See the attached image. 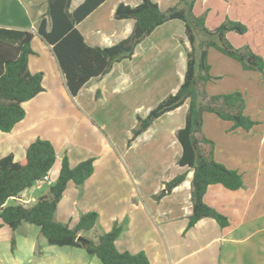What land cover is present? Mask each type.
I'll return each mask as SVG.
<instances>
[{
	"label": "crops",
	"instance_id": "0c3cea01",
	"mask_svg": "<svg viewBox=\"0 0 264 264\" xmlns=\"http://www.w3.org/2000/svg\"><path fill=\"white\" fill-rule=\"evenodd\" d=\"M82 1L72 0V8ZM110 1L106 0L77 26L89 46H112L126 38L132 30L133 22L116 21L113 18L114 11L121 3L135 7L142 0H120L108 6L109 24L113 22L117 25L109 32L114 36H105L111 42L110 45L97 44L96 38L87 33L86 23L90 19L95 20L98 11ZM164 1L170 2L167 10L175 6L178 0ZM207 1L197 0L194 6L195 15H205V25L209 11ZM46 9V0H0V27L29 31L34 35L28 70L31 74L43 75V92L22 105L24 119L11 132H0V159L12 155L14 161L23 163L26 148L36 139L49 141L56 153L55 163L48 173L49 183L39 186L35 184L23 191L17 199L8 200L5 205L11 206V201L14 205L22 203L30 207L46 195L50 184L57 179L64 157H67L70 167L92 158V175L81 187L68 183L57 205L55 221L74 227L82 214L95 212L98 219L94 228L80 236L96 242L93 237L111 231L114 224H118L122 231L115 241L117 250L131 254L143 252L149 264H264V116L260 121H255L258 124L248 132L238 130L227 133L228 129L225 130L224 135L230 141L225 147L226 152L218 157L214 150L216 162L237 171L242 177L241 189L228 191L214 185L207 189L204 196L208 206L227 217L228 227L220 229L215 221L205 218L186 231L187 218L191 214L192 173L176 165L178 170L171 179L185 174L184 182L170 195L156 202L154 196L171 179L162 181L155 193L142 192L140 187L146 182V173L133 162H130L128 169L119 162L115 157L114 144L111 146L106 137L100 138V132L104 133L108 125L97 121V117L104 114L100 108L105 101L117 102L122 92L128 93L132 86L134 88L136 83L146 80L152 74L155 65L149 62L146 53L136 61L142 45L148 41L151 44L153 37L160 41L172 30L179 31L182 34L179 39L184 41L183 24L173 20L156 28L136 47L130 60L116 63L107 75L90 80L77 96L71 97L51 47L37 35L38 24ZM152 45L154 47L156 44ZM160 45L163 46L162 43ZM94 118H97V122ZM119 118L121 116L118 115ZM161 118L131 144L147 135ZM144 187L146 190L147 187ZM102 210L107 213H102ZM122 220H127V223H121ZM99 222L103 228L101 230L98 229ZM10 231L0 220V237L5 234L15 237L14 248L11 249L13 264H22L25 257L29 258L28 264H101L83 248L48 245L44 238H40L39 229L36 230L33 225L23 224L16 231ZM137 232L144 234V240L134 241ZM7 245L8 241L0 240L1 250H6ZM194 256V260H188Z\"/></svg>",
	"mask_w": 264,
	"mask_h": 264
},
{
	"label": "trees",
	"instance_id": "16d2710c",
	"mask_svg": "<svg viewBox=\"0 0 264 264\" xmlns=\"http://www.w3.org/2000/svg\"><path fill=\"white\" fill-rule=\"evenodd\" d=\"M106 0H83L72 8V0H46L47 9L42 16L37 35L51 47L58 67L64 77L66 89L71 97L92 79L107 75L116 63L130 60L136 47L163 24L177 20L183 24L184 36L189 45L186 53V69L179 89L159 103L145 117L137 116V126L132 132L130 143L145 133L152 124L167 113L173 112L188 102L183 126L175 134L181 154L176 160L178 167L192 173L190 182L191 214L187 218L186 231L200 220L208 218L220 229L228 227L226 216L208 206L204 196L210 186L219 185L228 191L242 188V177L214 160L213 142L202 134L204 114H212L220 121L230 123V131H250L258 123L244 114L245 101L239 92L214 95L207 99L204 91L212 81L207 63V50L213 49L235 61L245 72L264 73V61L248 46L235 48L227 39L228 33L244 35L246 27L226 19L218 27L209 30L205 15L194 14L197 0H178L177 4L160 11L156 0H142L135 7L119 4L113 18L116 21L131 20L130 34L109 47L89 46L77 26ZM29 31L0 27V132L9 133L25 117L22 105L43 92L41 73L31 74L28 58L32 55ZM205 98L207 101H205ZM56 160L52 144L36 139L25 150L23 163L14 161L12 155L0 159V220L11 231L23 224L39 229L40 235L50 246L83 248L89 256L96 257L101 264H149L143 252L131 254L120 252L115 241L122 227L114 224L111 231L95 236L96 242L86 238L78 241L82 233L90 232L98 214H82L76 225L70 227L55 221L58 203L68 183L81 187L94 171V159L90 158L70 167L67 157L61 162L55 182L50 184L46 195L32 206L21 203L6 206L10 199H17L25 190L33 187L47 176ZM186 175L181 174L164 184L154 196L159 202L180 186ZM14 241L11 240V249Z\"/></svg>",
	"mask_w": 264,
	"mask_h": 264
},
{
	"label": "rangeland",
	"instance_id": "374dc122",
	"mask_svg": "<svg viewBox=\"0 0 264 264\" xmlns=\"http://www.w3.org/2000/svg\"><path fill=\"white\" fill-rule=\"evenodd\" d=\"M119 1H110L101 11H98L97 16L94 17L95 20L90 19L89 22L87 21L86 31L93 38H96L97 44L106 46L109 43L108 45H110L111 42L105 36L107 34L109 37L114 36L109 32L114 30L117 25L113 22L109 24L107 10L109 5ZM157 4L160 10L164 11L170 2L166 3L164 0H158ZM207 6L209 8L206 21L207 29L213 30L223 23L226 18L234 22L238 21L246 27L247 31L244 35H237L233 32L228 33V41L235 48L248 46L264 61V0H208ZM95 28H99V30L96 31ZM166 35L160 41L153 37L151 44L148 41V43L142 45L136 59V61H139L140 55L146 53L149 62L155 65L152 74L150 73L146 80L136 83L134 88L132 86L128 93L122 92L117 102L105 101L100 108V111L104 114L97 117L98 119L96 118L100 123L108 125L104 133L100 132V138L104 137L105 139L106 137L108 142H111V146L114 144L115 157L119 162L127 169L131 164L130 162H133L144 174L146 173V182L143 183L142 188L140 187V190L144 193L146 191L150 193L157 192L162 181H168L176 175L178 167L175 161L180 156L181 149L175 134L183 126L188 109V102H186L177 110L165 114L156 122L155 127L147 135L138 139L133 145L130 143L132 132L137 126V116L145 117L169 95L174 94L183 83L188 43L185 42L186 39L184 41L179 39L182 34L177 30H172ZM153 43L156 44L154 47ZM207 63L210 66L209 75L212 81L203 88L199 86V92L204 91L207 99L214 95L239 92L245 101V116L250 115L251 118L247 117L251 120L260 121L264 116V73L245 72L238 63L214 50L208 51ZM160 76H163V78L158 79ZM119 99H121V102ZM207 99L205 98V101ZM118 105L120 106L119 109ZM118 115L121 118L117 119ZM204 118L202 134L213 142L218 157H222L223 152H226L225 147L230 142L226 139L224 131L228 129V133L238 130L230 131V123L220 121L212 114H206ZM96 119L94 118L95 121ZM225 139L227 141H224ZM144 185L147 187L146 190ZM9 204L14 205L11 201ZM102 213L106 214L107 212L102 210ZM125 222L127 223V220H122L121 223ZM33 228L38 230L35 226ZM98 229H103L100 222ZM137 234L135 242L144 237L142 232H137ZM39 236L43 238L41 235ZM90 236H92L91 233ZM92 239H95V237ZM0 240L8 241L9 244L6 250L0 249V264H13L11 240L14 241L15 237L5 234L0 237ZM194 259L195 256L188 260L192 261ZM28 260L29 258L25 257L22 264H28Z\"/></svg>",
	"mask_w": 264,
	"mask_h": 264
},
{
	"label": "built area",
	"instance_id": "2783aa9c",
	"mask_svg": "<svg viewBox=\"0 0 264 264\" xmlns=\"http://www.w3.org/2000/svg\"><path fill=\"white\" fill-rule=\"evenodd\" d=\"M46 183H49L48 175L45 176V177H43V179H41L40 181H38V182L36 183V185L39 186V185L46 184Z\"/></svg>",
	"mask_w": 264,
	"mask_h": 264
},
{
	"label": "water",
	"instance_id": "95a60500",
	"mask_svg": "<svg viewBox=\"0 0 264 264\" xmlns=\"http://www.w3.org/2000/svg\"><path fill=\"white\" fill-rule=\"evenodd\" d=\"M78 241H83V242H86V239L82 236H78L77 238Z\"/></svg>",
	"mask_w": 264,
	"mask_h": 264
}]
</instances>
